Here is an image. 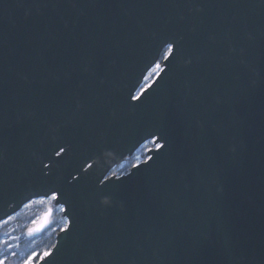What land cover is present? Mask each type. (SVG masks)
<instances>
[{
    "label": "water",
    "instance_id": "95a60500",
    "mask_svg": "<svg viewBox=\"0 0 264 264\" xmlns=\"http://www.w3.org/2000/svg\"><path fill=\"white\" fill-rule=\"evenodd\" d=\"M54 192L36 264H264V0H0V222Z\"/></svg>",
    "mask_w": 264,
    "mask_h": 264
},
{
    "label": "trees",
    "instance_id": "16d2710c",
    "mask_svg": "<svg viewBox=\"0 0 264 264\" xmlns=\"http://www.w3.org/2000/svg\"><path fill=\"white\" fill-rule=\"evenodd\" d=\"M135 163V155L127 157L122 169H115L118 171H114L118 174L125 173ZM49 206L52 213V226L51 231L48 233L49 236L33 235L29 231V226H22V217L20 215L25 213V207L15 216L0 223V257L7 255L6 264H24V261L32 256L33 253L36 254L33 260L37 263L44 256V252H48L52 248L56 235L66 225V220L62 216L60 208L55 206L53 201H51ZM34 208H37L38 211L41 210L39 206ZM27 220L30 221L29 218ZM8 233L16 237V239L12 242L4 241Z\"/></svg>",
    "mask_w": 264,
    "mask_h": 264
},
{
    "label": "rangeland",
    "instance_id": "374dc122",
    "mask_svg": "<svg viewBox=\"0 0 264 264\" xmlns=\"http://www.w3.org/2000/svg\"><path fill=\"white\" fill-rule=\"evenodd\" d=\"M159 63H161V60H159L156 63V65H158ZM156 65L147 74L142 86L140 87L141 89L147 87L151 83V81L155 78V76L157 75V71L156 70L154 71V69L156 68ZM152 144H153V141L148 140L144 144H142V146L136 151L135 160L137 163L144 161L146 159V152L151 147ZM117 169H119V170L122 169V165L119 166V168H117ZM115 171H118V170H115ZM41 201H43V202H41ZM51 201H52L51 199H37V200L29 202L28 204H26L24 206L25 207V210H24L25 213L20 215V217H22L21 223H22V226H29V229H34L37 225L34 223V221L40 222L42 215L44 213H46V211H50V215H49L47 224L43 228H41L39 231H33L32 232L33 235L38 234L41 236H49L48 233L51 231V226H52V213H51V210L49 209L50 208L49 205H50ZM36 206L41 207V210L38 211L37 208H34ZM28 218L30 219V221L27 220ZM6 237L7 238L4 241H8V242H12L14 239H16V237L10 235L9 233L7 234ZM45 252H47V251H45ZM32 264H36L34 260H32Z\"/></svg>",
    "mask_w": 264,
    "mask_h": 264
},
{
    "label": "snow or ice",
    "instance_id": "6c2138e0",
    "mask_svg": "<svg viewBox=\"0 0 264 264\" xmlns=\"http://www.w3.org/2000/svg\"><path fill=\"white\" fill-rule=\"evenodd\" d=\"M172 53H173V46L172 45H169V47H168V49L166 50V52L164 53V56H165V59H168L169 57H170V55H172ZM160 66L159 65H156V68L158 69ZM154 71H155V69H154ZM140 97H139V95L136 97V99H139ZM158 139V138H157ZM153 143H156V141L154 140L153 141ZM164 148V145L163 144H159V143H157L156 144V151H159V150H161V149H163ZM153 158L151 157V156H149L148 157V160L149 161H151ZM58 198V193H52L51 194V197H50V199L51 200H56ZM41 202H43V201H41ZM47 222H48V218H47V216H45L44 218H43V221L42 222H37V221H34V223L35 224H37V227L35 228V229H30L29 231H30V233L31 232H33V231H39L45 224H47ZM65 230H67V229H65ZM13 255H14V253H13ZM35 253H33V255L32 256H30L27 260H25L24 261V264H32V260H33V258L35 257ZM44 255L45 256H47V255H49V253H47V252H45L44 253ZM7 259H8V257H7V255H4V256H2V257H0V264H6V261H7Z\"/></svg>",
    "mask_w": 264,
    "mask_h": 264
}]
</instances>
